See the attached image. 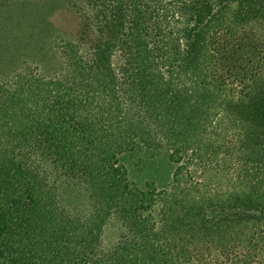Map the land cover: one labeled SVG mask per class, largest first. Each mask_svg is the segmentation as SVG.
<instances>
[{
  "label": "trees",
  "instance_id": "trees-1",
  "mask_svg": "<svg viewBox=\"0 0 264 264\" xmlns=\"http://www.w3.org/2000/svg\"><path fill=\"white\" fill-rule=\"evenodd\" d=\"M60 1L82 23L59 50L62 75L24 64L0 88V264H191L195 251L264 249V69L221 104L210 81L218 38L264 39V0ZM163 151L178 177L210 160L212 190L176 189L158 226L155 192L130 182L125 161ZM71 189L89 214L68 209ZM112 222L122 230L106 248Z\"/></svg>",
  "mask_w": 264,
  "mask_h": 264
},
{
  "label": "rangeland",
  "instance_id": "rangeland-1",
  "mask_svg": "<svg viewBox=\"0 0 264 264\" xmlns=\"http://www.w3.org/2000/svg\"><path fill=\"white\" fill-rule=\"evenodd\" d=\"M81 24L79 15L68 11L60 0H16L0 9V88L4 86L6 76L19 72L24 64L31 65L47 78L61 76L65 60L59 50L79 38ZM215 44V67L210 71V81L221 104L238 98L246 92L243 87L252 86L257 80L256 76L264 69V39L253 30H244L232 40L218 38ZM119 65V60L115 59L116 71ZM220 147L229 151V139L220 140ZM164 152L154 157L141 153L125 161L130 182L144 189L151 187L155 192V203L147 215L152 216L158 226L161 222L159 204H163L176 189L192 185L189 190L195 197L212 190L206 182V167L210 160L192 162L178 177L180 166L170 161ZM63 199L73 214H89L90 204L84 192L67 190ZM121 230L118 223H110L103 239L106 248L119 240ZM252 248L233 245L222 253L195 251L190 263L264 264L263 247Z\"/></svg>",
  "mask_w": 264,
  "mask_h": 264
}]
</instances>
